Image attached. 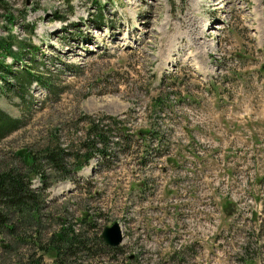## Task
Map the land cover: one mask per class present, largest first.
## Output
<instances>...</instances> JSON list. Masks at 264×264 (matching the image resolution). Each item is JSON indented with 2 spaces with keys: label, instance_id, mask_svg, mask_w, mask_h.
<instances>
[{
  "label": "rangeland",
  "instance_id": "374dc122",
  "mask_svg": "<svg viewBox=\"0 0 264 264\" xmlns=\"http://www.w3.org/2000/svg\"><path fill=\"white\" fill-rule=\"evenodd\" d=\"M1 36L26 50L17 61L0 50L12 69L0 110L17 120L0 137V169L25 174L20 150L30 152L48 185L35 195L39 221L15 214L14 233L0 228V264L26 253L37 264L35 243L63 220L87 240L69 264H264V0H0ZM26 68L42 79L22 85ZM114 117L154 131L124 139ZM91 119L112 123L120 143L79 168ZM46 145L63 148L58 168ZM114 221L123 239L110 250L99 235Z\"/></svg>",
  "mask_w": 264,
  "mask_h": 264
},
{
  "label": "trees",
  "instance_id": "16d2710c",
  "mask_svg": "<svg viewBox=\"0 0 264 264\" xmlns=\"http://www.w3.org/2000/svg\"><path fill=\"white\" fill-rule=\"evenodd\" d=\"M8 18L12 21L14 16L10 13ZM12 36V35H11ZM10 36V37H11ZM9 37V38H10ZM7 37H0V50L2 54H10L14 61L20 59L21 51L26 50L25 44L26 42L22 39H17L12 37L10 40ZM14 44L17 45V50L14 49ZM33 43H30L28 47L33 48ZM11 66L4 62V59H0V76L3 78L6 76V73L11 72ZM20 80L22 81V85H25L26 81L31 79L40 81L42 79L41 75L33 72L31 69L26 68V73L22 75H17ZM166 96V95H165ZM152 109L157 110L165 103V98L162 96L156 97L154 101L151 102ZM113 130H117L122 133V136L127 138L131 134H140L142 137H147L151 135L154 131L153 128H138L136 132H128L129 129L124 126L123 120H117L119 123L117 124L116 118H112ZM97 124L90 120L89 126L86 127L85 131L82 133V136L79 138V143L88 144V148L83 149V151H79V159L76 160V166L82 167L83 163L88 161L95 155L98 154L100 159L107 160V155L109 154L106 151L107 146L110 142L120 143L118 139L121 135L112 134L110 131L112 128L108 127V124ZM105 125V127H104ZM17 126V120L12 118L10 115L5 113L4 111L0 110V137H3L7 132L11 131L13 128ZM107 128V129H106ZM99 141L100 147H96L95 150L92 151L91 147L93 146L90 144L92 141ZM158 141L161 142V138H158ZM102 143V144H101ZM86 146V145H85ZM90 146V147H89ZM63 152V148L56 146L50 147L46 145L43 148V156L42 158L48 163L51 164L54 168H58L59 166V154ZM20 155L22 157L23 162L27 166V171L23 174L20 171H17L14 167H6L0 169V202L2 203V207H0V228L8 229L12 233L15 232L17 229L16 221L17 217L26 218L31 221H39L40 213H39V205L37 203V199L35 195L40 190L45 188L48 183L45 181V171L43 169V164L36 158V156L30 152H27L28 156L24 155V151L20 150ZM78 157V156H77ZM29 159V160H27ZM37 176L41 181L40 188H35L30 185V181L33 177ZM233 203L229 200L224 201L223 208L226 210H230L232 208ZM7 208V212L4 208ZM231 212V211H229ZM87 212H84V216L82 217L83 220H86L85 216ZM90 220V219H88ZM87 220V221H88ZM15 235V234H13ZM15 239L19 240L18 234L14 236ZM23 239V238H22ZM24 241H28L26 238L23 239ZM98 241H100L98 239ZM77 242H83L87 245V240L84 242V238H81L79 233L74 231V229L67 225L66 222L63 220L61 221L60 228L53 233L52 236L48 239V242L43 244L40 241L35 243L37 247L40 249L42 255L38 257L37 264H43L40 261V258L43 257V254L50 253L53 256V264H69V260L67 259L68 255H72L73 251H71L72 247ZM8 246V245H7ZM88 249V246H83ZM110 250H115L118 248L117 246H105ZM30 254L26 253L23 255V260L17 259L13 264H32L30 259Z\"/></svg>",
  "mask_w": 264,
  "mask_h": 264
},
{
  "label": "water",
  "instance_id": "95a60500",
  "mask_svg": "<svg viewBox=\"0 0 264 264\" xmlns=\"http://www.w3.org/2000/svg\"><path fill=\"white\" fill-rule=\"evenodd\" d=\"M100 237L108 245H119L123 239L119 223L114 221L110 225H105L101 230Z\"/></svg>",
  "mask_w": 264,
  "mask_h": 264
},
{
  "label": "bare ground",
  "instance_id": "6f19581e",
  "mask_svg": "<svg viewBox=\"0 0 264 264\" xmlns=\"http://www.w3.org/2000/svg\"><path fill=\"white\" fill-rule=\"evenodd\" d=\"M99 237H100V235H99ZM108 245V244H107ZM109 246H113V245H109ZM114 246H117V245H114Z\"/></svg>",
  "mask_w": 264,
  "mask_h": 264
}]
</instances>
